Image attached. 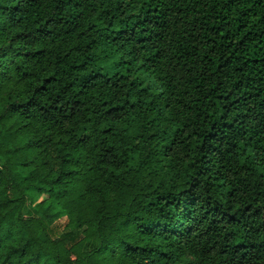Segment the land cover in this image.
I'll use <instances>...</instances> for the list:
<instances>
[{
	"label": "trees",
	"instance_id": "trees-1",
	"mask_svg": "<svg viewBox=\"0 0 264 264\" xmlns=\"http://www.w3.org/2000/svg\"><path fill=\"white\" fill-rule=\"evenodd\" d=\"M0 264H264V0H0Z\"/></svg>",
	"mask_w": 264,
	"mask_h": 264
},
{
	"label": "rangeland",
	"instance_id": "rangeland-1",
	"mask_svg": "<svg viewBox=\"0 0 264 264\" xmlns=\"http://www.w3.org/2000/svg\"><path fill=\"white\" fill-rule=\"evenodd\" d=\"M30 170L28 169H21L20 170V174L22 177H26L30 174ZM28 202H27V206L25 207L24 209V213L29 215L31 212V199L32 197L31 196H28ZM37 198L34 197L33 200H36ZM65 218H60V219H56L55 221H53V223L51 224V227H53V231L55 234H59L60 231L62 230L64 224H65Z\"/></svg>",
	"mask_w": 264,
	"mask_h": 264
}]
</instances>
